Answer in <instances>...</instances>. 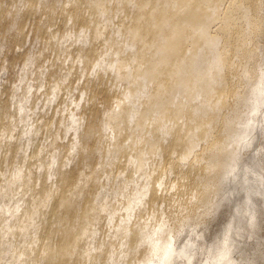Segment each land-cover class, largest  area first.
<instances>
[{
	"label": "bare ground",
	"instance_id": "1",
	"mask_svg": "<svg viewBox=\"0 0 264 264\" xmlns=\"http://www.w3.org/2000/svg\"><path fill=\"white\" fill-rule=\"evenodd\" d=\"M0 264H264V0H0Z\"/></svg>",
	"mask_w": 264,
	"mask_h": 264
},
{
	"label": "rangeland",
	"instance_id": "2",
	"mask_svg": "<svg viewBox=\"0 0 264 264\" xmlns=\"http://www.w3.org/2000/svg\"><path fill=\"white\" fill-rule=\"evenodd\" d=\"M224 219H225V217H223L222 221H223ZM222 221H221V222H222Z\"/></svg>",
	"mask_w": 264,
	"mask_h": 264
}]
</instances>
